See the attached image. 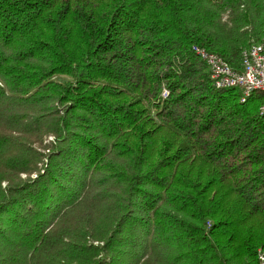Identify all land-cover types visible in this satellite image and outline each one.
Here are the masks:
<instances>
[{"label":"trees","instance_id":"1","mask_svg":"<svg viewBox=\"0 0 264 264\" xmlns=\"http://www.w3.org/2000/svg\"><path fill=\"white\" fill-rule=\"evenodd\" d=\"M264 0H0V264H259ZM167 89V96L163 90Z\"/></svg>","mask_w":264,"mask_h":264},{"label":"built area","instance_id":"2","mask_svg":"<svg viewBox=\"0 0 264 264\" xmlns=\"http://www.w3.org/2000/svg\"><path fill=\"white\" fill-rule=\"evenodd\" d=\"M195 52L206 62L210 76L217 88L237 87L245 101L255 91H264V38L248 50L242 57V70L237 71L220 55L205 48L194 46ZM168 90H163L167 96ZM259 264H264V251L259 250Z\"/></svg>","mask_w":264,"mask_h":264}]
</instances>
